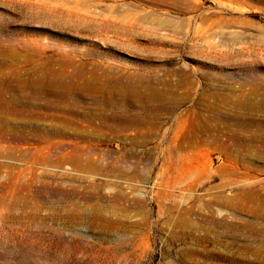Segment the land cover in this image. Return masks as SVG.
Listing matches in <instances>:
<instances>
[{"label": "rangeland", "instance_id": "rangeland-1", "mask_svg": "<svg viewBox=\"0 0 264 264\" xmlns=\"http://www.w3.org/2000/svg\"><path fill=\"white\" fill-rule=\"evenodd\" d=\"M0 264H264V0H0Z\"/></svg>", "mask_w": 264, "mask_h": 264}, {"label": "bare ground", "instance_id": "bare-ground-1", "mask_svg": "<svg viewBox=\"0 0 264 264\" xmlns=\"http://www.w3.org/2000/svg\"><path fill=\"white\" fill-rule=\"evenodd\" d=\"M100 78L104 79V82H98V81H90L89 83L92 84V85H89L90 87H92L94 90H95V93L96 95L100 96V97H104V95H112L114 93V89H110L109 85L106 84L105 82H110V81H107V80H112L114 77H108L106 75V73L101 76ZM116 83L119 82L120 84V87H119V91L121 89H123L124 91H127V95L128 97L130 98H136L137 96L140 95L141 93V87L136 85L134 82H133V78L130 77V75H120L116 78ZM87 82V81H86ZM115 83V84H116ZM148 86H149V81L147 82ZM109 90V91H108ZM147 93H149V89L145 90ZM150 98L149 100H158V96L157 94H149ZM114 98L109 96L106 98V101L108 104L107 107H108V110L110 111H114L118 108L117 104L115 102H113ZM161 100V99H160ZM105 101V102H106ZM125 101H130V99L126 98ZM100 107V106H99ZM101 108H102V105H101ZM121 110V112H126L124 109H122L123 107H119ZM123 110V111H122ZM149 110V107H145L143 111H148Z\"/></svg>", "mask_w": 264, "mask_h": 264}]
</instances>
